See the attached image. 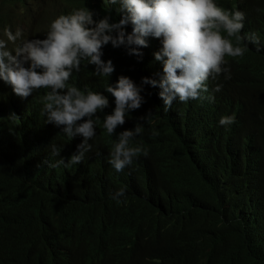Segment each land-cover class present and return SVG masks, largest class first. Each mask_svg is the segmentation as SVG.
<instances>
[{"label": "trees", "instance_id": "16d2710c", "mask_svg": "<svg viewBox=\"0 0 264 264\" xmlns=\"http://www.w3.org/2000/svg\"><path fill=\"white\" fill-rule=\"evenodd\" d=\"M219 4L243 10L248 33L264 41V0ZM107 53L123 72L119 53ZM91 66L70 82L95 89ZM131 67L144 75L135 61ZM228 68L214 102L191 100L169 113L145 85V103L116 131L150 112L133 141L149 154L119 173L107 163L115 137L103 112L85 160L51 168L50 143L63 144L67 159L82 138L70 141L45 122L43 90L22 100L0 81V253L9 251L0 264H40L29 251L41 264H264V45L257 52L249 44ZM108 97L106 113L114 107ZM225 114L236 118L228 128L218 124ZM121 186L127 202L118 204L109 194Z\"/></svg>", "mask_w": 264, "mask_h": 264}, {"label": "clouds", "instance_id": "9594fccd", "mask_svg": "<svg viewBox=\"0 0 264 264\" xmlns=\"http://www.w3.org/2000/svg\"><path fill=\"white\" fill-rule=\"evenodd\" d=\"M25 1L0 0V81L22 100L43 90L38 99L45 122L59 127L70 141L82 138L67 159L61 155L63 144L50 143L48 155L55 159L45 163L51 168L68 169L85 160L97 136V113L103 112V128L115 137L107 163L117 173L123 171L138 154H149L133 141L144 133L140 121L150 112L132 128L116 131L145 103V85L165 111L191 100L214 102L223 88L216 80L222 74L230 78V60L242 57L249 44L257 52L264 45L257 33H248L243 10L219 4L227 0ZM37 24L43 28L35 35ZM107 52L119 53L123 72L118 73ZM132 61L144 75L136 76ZM88 65L98 77L95 89L70 82L74 72ZM108 96L114 97V107L106 113ZM235 119L234 114L221 115L218 124L228 128ZM109 195L118 204L127 202L124 186ZM2 250L0 258H9V251ZM27 255L42 263L35 252Z\"/></svg>", "mask_w": 264, "mask_h": 264}, {"label": "bare ground", "instance_id": "6f19581e", "mask_svg": "<svg viewBox=\"0 0 264 264\" xmlns=\"http://www.w3.org/2000/svg\"><path fill=\"white\" fill-rule=\"evenodd\" d=\"M24 3H26V1L25 0H22ZM30 1H32V3H29V4H33V0H30ZM26 4H28V3H26ZM103 7H108V9H110V7L104 2L103 3ZM168 111V110H167ZM167 111H165L166 113H168ZM29 112V111H28ZM173 113V112H172ZM43 128V127H42ZM100 131V130H99ZM202 134V133H201ZM100 135V134H99ZM5 139V138H4ZM31 147V146H30ZM33 147V146H32ZM32 151V150H31ZM7 153V152H6ZM32 155V154H31Z\"/></svg>", "mask_w": 264, "mask_h": 264}]
</instances>
